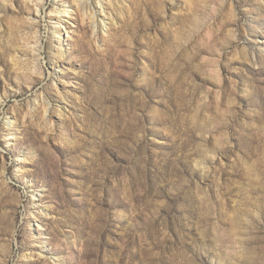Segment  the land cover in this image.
Instances as JSON below:
<instances>
[{
    "label": "rangeland",
    "instance_id": "obj_1",
    "mask_svg": "<svg viewBox=\"0 0 264 264\" xmlns=\"http://www.w3.org/2000/svg\"><path fill=\"white\" fill-rule=\"evenodd\" d=\"M103 1L0 0V264H264V0Z\"/></svg>",
    "mask_w": 264,
    "mask_h": 264
},
{
    "label": "bare ground",
    "instance_id": "obj_2",
    "mask_svg": "<svg viewBox=\"0 0 264 264\" xmlns=\"http://www.w3.org/2000/svg\"><path fill=\"white\" fill-rule=\"evenodd\" d=\"M45 2L46 0H34V5L38 8L37 11L38 14H40V11L44 8ZM103 2H104L103 0H73V2L71 3V5H73L76 8L77 12L82 18V21L83 22L86 21L93 29L94 33L104 29L106 26L105 18L102 16L105 8ZM60 9L62 8L60 7ZM55 12L62 13L63 15L69 14L67 7L63 8V10H57ZM37 43H39V49H41L40 40H38ZM39 215L42 216L43 211H40ZM36 217L39 218V216ZM34 222L36 223L37 220H34Z\"/></svg>",
    "mask_w": 264,
    "mask_h": 264
}]
</instances>
